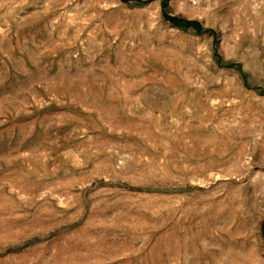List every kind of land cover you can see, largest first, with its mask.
Segmentation results:
<instances>
[{
  "label": "rangeland",
  "instance_id": "rangeland-1",
  "mask_svg": "<svg viewBox=\"0 0 264 264\" xmlns=\"http://www.w3.org/2000/svg\"><path fill=\"white\" fill-rule=\"evenodd\" d=\"M0 264H264V0H0Z\"/></svg>",
  "mask_w": 264,
  "mask_h": 264
},
{
  "label": "trees",
  "instance_id": "trees-1",
  "mask_svg": "<svg viewBox=\"0 0 264 264\" xmlns=\"http://www.w3.org/2000/svg\"><path fill=\"white\" fill-rule=\"evenodd\" d=\"M172 19L179 25H187V24H190L192 23L193 25H197V22L196 21H189V20H184V19H176L174 17H172Z\"/></svg>",
  "mask_w": 264,
  "mask_h": 264
}]
</instances>
